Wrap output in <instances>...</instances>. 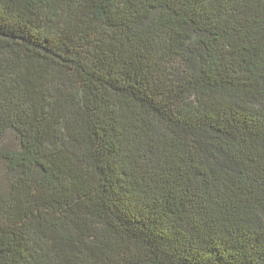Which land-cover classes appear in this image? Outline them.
I'll list each match as a JSON object with an SVG mask.
<instances>
[{
    "label": "trees",
    "instance_id": "obj_1",
    "mask_svg": "<svg viewBox=\"0 0 264 264\" xmlns=\"http://www.w3.org/2000/svg\"><path fill=\"white\" fill-rule=\"evenodd\" d=\"M0 264H264V0H0Z\"/></svg>",
    "mask_w": 264,
    "mask_h": 264
},
{
    "label": "rangeland",
    "instance_id": "obj_2",
    "mask_svg": "<svg viewBox=\"0 0 264 264\" xmlns=\"http://www.w3.org/2000/svg\"><path fill=\"white\" fill-rule=\"evenodd\" d=\"M0 183H3V167L0 164Z\"/></svg>",
    "mask_w": 264,
    "mask_h": 264
}]
</instances>
